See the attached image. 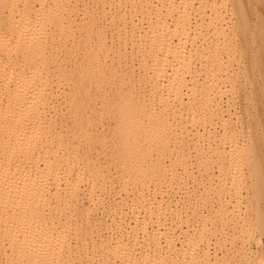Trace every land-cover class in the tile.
I'll use <instances>...</instances> for the list:
<instances>
[{
	"label": "bare ground",
	"instance_id": "6f19581e",
	"mask_svg": "<svg viewBox=\"0 0 264 264\" xmlns=\"http://www.w3.org/2000/svg\"><path fill=\"white\" fill-rule=\"evenodd\" d=\"M247 4L0 0V264H264Z\"/></svg>",
	"mask_w": 264,
	"mask_h": 264
},
{
	"label": "rangeland",
	"instance_id": "374dc122",
	"mask_svg": "<svg viewBox=\"0 0 264 264\" xmlns=\"http://www.w3.org/2000/svg\"><path fill=\"white\" fill-rule=\"evenodd\" d=\"M247 3H248V0H244L245 7L250 9V7H249V5ZM229 9H230V7H229ZM253 9L255 11V15L252 16V15L248 14L250 16V18H251L253 26L250 27L249 30H245V31L242 30V29L238 30V28H235V35L237 36V38H236L237 41L239 40V38L241 37L240 35H242V34H244V35L246 34L247 38H251L252 43H251V46H250L251 48L249 49L250 55H252L255 51H257L259 49V47L261 45L260 44V40L262 38L264 39V9L261 7V5H258V4L254 5ZM229 12L231 13V11L229 10L227 12V18L229 19V17H232L233 19L230 18L231 19L230 21L234 20V22H235V17H233V15L231 16V14H229ZM260 20L263 23V25L260 24ZM229 22L228 23L226 22L228 26L230 25V23L232 24V22H230V23ZM261 26L263 28L262 29H258L257 31L256 30H251L252 28L261 27ZM251 64L250 63H246V61H242L241 64L239 65V68L237 69L238 77H237L236 81L238 80V82L243 83L241 81V80H243V78H241L240 76H242L243 72L246 69H248L249 70L248 74H249V77H250V82H249L248 85L243 83V84H245V88H242L243 89V90L241 89L242 91L240 90V92H237V93L233 92L232 93V95L234 94L233 96L229 94L230 98L232 96L231 101L235 99V101H234L235 103L234 104H233V101H232V103H231V101L229 102L230 106H231V104L233 106V108L231 106L229 109H232L231 110L232 114H233V112L235 113V114H233L234 115L233 117H235L237 115L236 116L237 118H242L241 125L240 124L239 125H240V128L242 129L243 132L249 130L253 134H256V133L258 134V133L261 132V130L263 128V125H261V123H259V124L254 123L253 122L254 118L250 115V113H252V115H255V114L258 115L259 112H261V109L263 108V105H264V102H263L264 93H262L261 89H263V87H264V79L262 78V76L260 74L259 68L257 66H255L254 64H252V65ZM243 87H244V85H243ZM249 94H253L252 97H251L252 102L250 104L247 102V101L250 100L249 97L251 95H249ZM233 109H235L236 112ZM251 180H252V178H251ZM251 180L247 179L248 182L249 181L252 182ZM250 182H249V184H250ZM244 190L245 189H243L242 191L245 194ZM247 192L250 193V191H247ZM247 197H248L247 201L246 200H245L246 202L244 201V204H243L242 208H244L245 204H247V206L248 205L250 206L252 201H253L251 193H250V195L248 194ZM252 210L253 211L250 210L251 213H248L249 211L247 210V213L245 212L244 216L246 217V216H249L251 214L250 216L253 218L254 217V209H252ZM250 216L248 218L247 217L246 218L249 220V218L251 219ZM257 235H258V237H257ZM256 237L259 239V241L261 243L258 241V239ZM255 238L257 239V240H254L256 243L254 244V242H251V246H253L252 249H253V251H255L256 253H258L259 255L262 256L263 252H264V249H263V247H264V235H262L259 231H255ZM257 243H260V245L262 246L261 247L262 249L260 248V245H258ZM256 245H257V247H256ZM262 258H264V257H262ZM262 260H263V263H264V259H262Z\"/></svg>",
	"mask_w": 264,
	"mask_h": 264
}]
</instances>
